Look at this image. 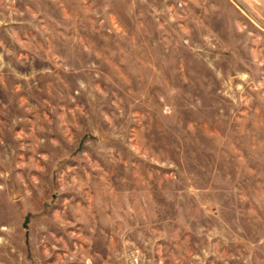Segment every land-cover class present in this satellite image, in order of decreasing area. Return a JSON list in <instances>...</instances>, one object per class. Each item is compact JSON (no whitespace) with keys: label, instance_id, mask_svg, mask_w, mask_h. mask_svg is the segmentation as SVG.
Listing matches in <instances>:
<instances>
[{"label":"rangeland","instance_id":"rangeland-1","mask_svg":"<svg viewBox=\"0 0 264 264\" xmlns=\"http://www.w3.org/2000/svg\"><path fill=\"white\" fill-rule=\"evenodd\" d=\"M0 264H264V0H0Z\"/></svg>","mask_w":264,"mask_h":264}]
</instances>
